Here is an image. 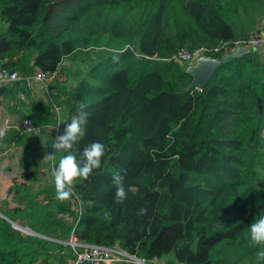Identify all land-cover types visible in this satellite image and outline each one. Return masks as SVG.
Wrapping results in <instances>:
<instances>
[{"label":"trees","instance_id":"trees-1","mask_svg":"<svg viewBox=\"0 0 264 264\" xmlns=\"http://www.w3.org/2000/svg\"><path fill=\"white\" fill-rule=\"evenodd\" d=\"M71 1L0 0V68L55 77L64 63L95 56L73 85L50 83L47 101L24 78L0 84V106L41 133L58 113V136L88 113L85 136L68 150H56L55 138L42 150L33 132L3 129L0 149L20 147L22 180L8 190L15 206L0 207V264H68L72 235L147 264H264L248 236L264 215V57L252 47L219 65L203 89L188 88L187 62L174 59L183 48L221 59L249 45L264 31V0ZM95 140L105 148L101 165L74 180L71 198H56L60 157ZM45 166L51 180L40 183Z\"/></svg>","mask_w":264,"mask_h":264},{"label":"clouds","instance_id":"clouds-1","mask_svg":"<svg viewBox=\"0 0 264 264\" xmlns=\"http://www.w3.org/2000/svg\"><path fill=\"white\" fill-rule=\"evenodd\" d=\"M87 117L88 113L83 110L79 112L78 116H73L65 124L64 132L56 138L53 147L56 150L72 149L85 136ZM3 134L4 130L0 129V135ZM104 150V144L95 140L87 144L78 153L67 151L66 154L62 155L54 168L56 198L60 200L71 198L73 196L74 180L79 177H87L95 168H98L102 163L101 158ZM48 155L54 156L55 153ZM112 183L116 186V199L124 200L127 197L124 176L119 172L114 173ZM248 236L251 241L261 245L256 252L257 259H264V215H260L249 224Z\"/></svg>","mask_w":264,"mask_h":264},{"label":"rangeland","instance_id":"rangeland-1","mask_svg":"<svg viewBox=\"0 0 264 264\" xmlns=\"http://www.w3.org/2000/svg\"><path fill=\"white\" fill-rule=\"evenodd\" d=\"M83 2L84 0H72L71 2L67 4V6L77 7L81 5ZM58 10L59 9L54 10V12ZM64 10H65V7H63V10L61 12H63ZM255 49L264 52V45L257 47ZM204 56L205 54L202 51L197 53V55L192 61L187 62V65L191 66L195 64L199 58H202ZM94 62H95V56L93 55V53H89L83 57L82 61H77L76 63H71V64L69 63L70 65L68 67H67L68 63L66 64L64 63L65 66H63L64 65L63 64L61 67L62 68L64 67L63 69H65L66 71L65 72L61 71L55 77L51 78L50 81H48V85H50V83H53L55 81L65 83L66 85H73L77 81L78 77L82 76L86 72L87 67L93 64ZM48 85H47V88H48ZM47 88H45V86H42V87L40 86L39 88L38 83L37 84L35 83L33 85V91H34L33 93L36 97L46 100L47 98L46 89ZM58 111L60 112V110ZM60 114L62 115V110ZM14 116L17 117V114L12 113V117ZM58 117H59V113H58ZM58 117L56 118L55 122L53 123V125L50 127L48 131H46L45 133L43 132L41 133L40 130H38L34 133L38 137L37 142H38L39 147L42 150H44L45 147L49 145L50 139L55 138L56 140V138L58 137V135H56V126H57L56 121ZM263 135H264V128H263ZM20 155H21L20 147L16 145L7 146V147L5 146L3 147V149H0V207H1V204L3 201L2 199L4 196L10 199V197L7 196V192H6L8 185L14 183L15 181H18V179L20 180L22 179L20 176V167H19ZM51 173L53 172L52 171L50 172L48 170V166H45L41 172V177L39 178L40 183H47L48 181H50ZM258 187L260 191H264V168L261 170ZM10 202L12 205H14V202H12V199H10ZM72 204H73V208L75 209L78 208L77 199H72ZM23 232L27 233L26 230H23ZM134 257H135L134 255L129 256L126 254L123 257L124 261L116 262V263L143 264L142 262H140ZM162 263H163V260L156 261V264H162Z\"/></svg>","mask_w":264,"mask_h":264},{"label":"built area","instance_id":"built-area-1","mask_svg":"<svg viewBox=\"0 0 264 264\" xmlns=\"http://www.w3.org/2000/svg\"><path fill=\"white\" fill-rule=\"evenodd\" d=\"M264 45V31L261 34L252 39L249 42L248 46L258 47ZM220 47H216L214 50L218 51ZM204 52L203 50H198L196 52H191L188 49H181L175 55L174 59L179 60L181 62H190L192 61L197 53ZM205 54V52H204ZM206 56V55H205ZM26 79L28 87L33 89V85L38 83V87L45 86L47 88L48 81L53 78L52 75H49L45 71L40 68H37L35 72L30 76H22L18 71H9L6 68H0V84L14 82L20 79ZM48 89V88H47ZM46 89V91H47ZM19 98L24 99V94L19 93ZM60 107H56L58 111ZM16 128L21 132H29L35 133L38 131V128L33 124L31 119L25 118L22 123L14 122L12 120V115L9 110L5 107V105L0 106V129H9ZM69 243L75 248L76 255L73 259H71L68 264H111L116 262H122L123 257L127 254L129 256H133L123 249H121L118 245L106 246L100 244H92L78 241L76 236L72 235ZM136 258V257H134ZM143 264H147L144 260L138 259Z\"/></svg>","mask_w":264,"mask_h":264},{"label":"water","instance_id":"water-1","mask_svg":"<svg viewBox=\"0 0 264 264\" xmlns=\"http://www.w3.org/2000/svg\"><path fill=\"white\" fill-rule=\"evenodd\" d=\"M249 50H250V47L238 46L234 51L232 50L231 52L225 54L221 59L214 58V57H208V56H204L202 58H199L195 64H193L191 66H189V65L187 66V71L189 73H191L192 77H193L188 88L197 87L199 89H203L206 86L208 79L214 73V71L217 69V67L219 65H221L224 62L231 60L234 57L241 56V55L245 54L246 52H248ZM137 58L141 59L142 56L138 55ZM171 61H173V60H171ZM0 215L5 217L1 212H0ZM8 220H10V219H8ZM12 223H13V226L15 228H18L22 231L26 230L27 233H30V234H36L35 232H33L28 227H23V226L15 223V222H12Z\"/></svg>","mask_w":264,"mask_h":264},{"label":"crops","instance_id":"crops-1","mask_svg":"<svg viewBox=\"0 0 264 264\" xmlns=\"http://www.w3.org/2000/svg\"><path fill=\"white\" fill-rule=\"evenodd\" d=\"M238 46L250 47V49L252 48L251 46H248V45H237V46L233 49V51H234ZM260 52H261V54H262V57H264V52H263V51H260ZM5 103H7V100L5 101ZM21 180H22V179H21ZM21 180L18 179V181H21ZM12 184H13V183H12ZM12 184H9L8 187H7V189H6L7 196L10 197V199H12V195H8V190H9V187H10ZM4 199H7V200L9 201V206H10V207L15 206V203H14V205H12L11 202H10V199H8L7 197L4 196L2 200H4ZM12 202H14L13 199H12ZM1 206H3V201H2ZM111 264H126V263H111Z\"/></svg>","mask_w":264,"mask_h":264}]
</instances>
